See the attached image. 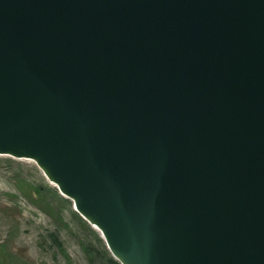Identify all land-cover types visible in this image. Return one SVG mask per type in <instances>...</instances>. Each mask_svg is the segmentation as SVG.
Listing matches in <instances>:
<instances>
[{"label": "water", "instance_id": "1", "mask_svg": "<svg viewBox=\"0 0 264 264\" xmlns=\"http://www.w3.org/2000/svg\"><path fill=\"white\" fill-rule=\"evenodd\" d=\"M0 155L120 264H264V0H0Z\"/></svg>", "mask_w": 264, "mask_h": 264}, {"label": "rangeland", "instance_id": "2", "mask_svg": "<svg viewBox=\"0 0 264 264\" xmlns=\"http://www.w3.org/2000/svg\"><path fill=\"white\" fill-rule=\"evenodd\" d=\"M99 239L32 160L0 155V264H112Z\"/></svg>", "mask_w": 264, "mask_h": 264}, {"label": "trees", "instance_id": "3", "mask_svg": "<svg viewBox=\"0 0 264 264\" xmlns=\"http://www.w3.org/2000/svg\"><path fill=\"white\" fill-rule=\"evenodd\" d=\"M51 235V234H50ZM51 239L53 240V241H55L56 242V244L58 245V246H60V243L58 242V239H56V236H51ZM98 241H100L101 243H102V245L105 247V245H104V242H103V240L101 239H99ZM90 248V247H89ZM93 251V250H92ZM94 252H96V251H94ZM104 252H105V254L107 255L106 257H108L107 259H108V261L109 262H111L112 264H120L118 261H116L113 257H111L110 256V253L108 252V250H107V248L105 247L104 248ZM100 253V252H99ZM94 254H96V253H94ZM98 255V254H97ZM99 256H102V254L100 253V255Z\"/></svg>", "mask_w": 264, "mask_h": 264}, {"label": "bare ground", "instance_id": "4", "mask_svg": "<svg viewBox=\"0 0 264 264\" xmlns=\"http://www.w3.org/2000/svg\"><path fill=\"white\" fill-rule=\"evenodd\" d=\"M94 227V226H93ZM95 228V227H94ZM96 229V228H95ZM97 230V229H96Z\"/></svg>", "mask_w": 264, "mask_h": 264}]
</instances>
